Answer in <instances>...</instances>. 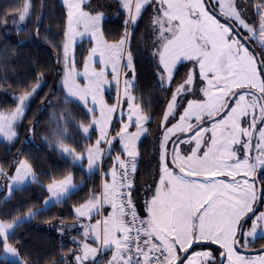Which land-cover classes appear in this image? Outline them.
Wrapping results in <instances>:
<instances>
[{
	"label": "snow or ice",
	"instance_id": "obj_1",
	"mask_svg": "<svg viewBox=\"0 0 264 264\" xmlns=\"http://www.w3.org/2000/svg\"><path fill=\"white\" fill-rule=\"evenodd\" d=\"M117 3L124 31L109 41L103 10L90 8L86 0H63L64 40L55 45L62 47V103L79 109L88 122H77L72 108L53 112L49 143L87 176H102L99 186L93 182L73 205L79 227L62 220L57 227L61 236L69 227L79 232L72 238L78 247L70 250L74 264H101L109 253L105 264H264V0ZM34 7L33 0L18 2L3 13L4 26L10 19L16 24L17 16L26 21ZM149 8L144 40H150L155 83L170 95L157 125L158 178L145 187L141 204L135 198L137 142L154 116L138 103L142 93L136 94L132 43ZM39 22L38 17L37 34ZM77 37L91 44L81 60L76 58ZM60 59L58 54V63ZM42 80L41 74L29 90L15 96L13 109L0 111V137L13 146ZM113 81L116 102L109 104L104 89ZM51 103L48 99L43 107ZM73 125L88 140L98 131L95 142L79 151L75 138L65 143ZM114 141L121 151L112 156ZM106 155L111 157L108 169ZM0 179L7 193L0 200L5 205L0 208V264H31V253H22L14 240L17 229L50 205L66 202L86 181L77 184L73 171L51 175L40 184L48 193L44 203L23 212L24 202L12 203L15 192L40 182L23 148L9 168L0 165ZM258 242L260 247H254Z\"/></svg>",
	"mask_w": 264,
	"mask_h": 264
},
{
	"label": "trees",
	"instance_id": "obj_2",
	"mask_svg": "<svg viewBox=\"0 0 264 264\" xmlns=\"http://www.w3.org/2000/svg\"><path fill=\"white\" fill-rule=\"evenodd\" d=\"M22 0H0V111H9L15 107L14 95L29 90L42 74L41 90L31 101L30 110L22 123L17 126L19 140L14 144L0 140V165L9 168L11 161L16 156L17 151L23 148L33 163L34 170L39 177V183H30L26 190L17 191L14 194L12 203L24 202L22 211L26 212L28 207H39L47 192L40 184H47L51 175L67 174L68 171L74 172L75 182L79 184L82 180L86 181V186L71 195L66 202L49 206L47 211L37 215L30 222H26L17 229L14 240L21 247L22 253H31V264H68L71 249L78 246L69 240V234L65 235L57 231L60 221L69 225L76 219L73 212V205L82 201L85 194L92 189L93 182L98 187L101 183V174L87 176L79 166H74L66 161L61 155L58 145L50 144L52 139L51 129L55 128L52 121L53 112L60 114L67 108L73 109L77 122L84 118L79 109L73 105L62 103L64 95L61 91V63L62 47L58 50L55 45L63 44V30L66 24V9L61 0H33L34 10L32 16L24 22L18 21L14 24L10 19L8 26L3 24V13L9 8H15ZM90 8L103 10L106 14L102 21L105 38L109 41L118 39L124 31L122 21L124 16L120 14L117 0H90L87 2ZM151 8L145 14L139 27L135 29V36L132 43L133 56L136 63L138 75L136 94L142 93V100L138 103L145 105L149 115L154 116L149 124L146 125L147 133L141 137L138 143L137 158L138 171L135 174V198L139 200L146 185L151 181L156 169L155 148L153 138L157 131L160 121V112L163 107V100L169 93H166L156 85L154 80V61L151 57L150 40H144L147 35L146 25L151 15ZM40 18L39 32L37 34V18ZM89 45V40H84L78 44L77 53L82 57L87 49L83 45ZM81 47V49H80ZM6 53V58L4 57ZM60 54V62L57 56ZM58 69L60 71H58ZM183 68L180 73L183 74ZM111 92L106 96L111 101L115 97ZM59 98V102H57ZM48 99L52 100L45 109L43 106ZM35 123L34 131L32 125ZM116 124V121L114 122ZM97 131L91 134V139L82 138L85 134L78 131L75 125L70 128V137L65 143H71L75 138L79 145L78 151L82 150L88 143H94ZM27 137V140H26ZM46 137L48 139H46ZM75 146V145H74ZM112 156L121 151L119 144L114 143ZM111 157H105L104 167H111ZM47 174V175H46ZM4 194L0 192V200ZM0 203V208L4 207ZM19 213H14L18 215ZM54 225L53 228H48ZM76 234V232H74ZM254 247L259 248L258 242ZM110 254V253H109ZM103 256L101 264H105L107 256ZM64 257V259H61Z\"/></svg>",
	"mask_w": 264,
	"mask_h": 264
},
{
	"label": "rangeland",
	"instance_id": "obj_3",
	"mask_svg": "<svg viewBox=\"0 0 264 264\" xmlns=\"http://www.w3.org/2000/svg\"><path fill=\"white\" fill-rule=\"evenodd\" d=\"M90 0H86V2H89ZM61 2L63 3V0H61ZM151 11H152V9H151ZM151 14H152V12H151ZM84 40H89L88 38H80V37H77V40H76V52H77V47H78V44L79 43H81V42H83ZM83 46H85L87 49L88 48H90L91 47V44H89V45H83ZM80 49H81V47H80ZM150 54H151V51H150ZM84 55H87V52H85L84 54H83V56ZM82 56V57H83ZM82 57L77 53V60H81L82 59ZM98 66H102V65H98ZM80 71H81V73L83 72V64L81 63L80 64ZM62 69H63V62L61 63V72H62V74H61V77L63 76V71H62ZM109 72L111 71V67L109 66ZM125 71H128L127 69H125ZM81 83H83L84 81L81 79V81H80ZM114 90L113 91V95H114V97L116 98V87H115V82L113 81L112 82V84L111 85H105V89H104V99L109 103V104H114L115 102H116V99H114V101H111L109 98H107V96H106V93L107 92H111V90ZM20 93H18V94H16V95H14V97L15 96H18ZM96 115L98 116L99 115V109H97V113H96ZM119 116H120V113H119V110H117V112L114 114V122L116 121V124H114V127L115 128H119ZM133 131H135V129H132ZM147 133V132H146ZM146 133H144V134H142L141 135V137L142 136H144ZM97 135H98V131H97V134H96V137H97ZM96 137H95V140H96ZM141 137H140V139H141ZM159 137H160V132L158 131V129H157V131H156V133H155V135H154V138H153V145H154V148H155V156H156V169H155V173H156V171H157V162H158V160H159V151H158V148H159V145H158V139H159ZM139 139V140H140ZM0 140H3V138L2 137H0ZM139 140H138V142H137V148H138V143H139ZM4 141V140H3ZM95 142V141H94ZM115 142H117L118 143V141H114V143ZM119 144V143H118ZM103 147H105V148H107L108 146L107 145H103ZM119 147H120V150H121V146H120V144H119ZM115 156V155H114ZM106 157V156H105ZM85 166H86V161H85ZM155 173H154V175H153V177H152V179H151V181L148 183V184H150L152 181H153V179L154 178H158V177H155ZM101 179H102V176H101ZM147 184V185H148ZM0 185H5V181L3 180V179H0ZM146 185V186H147ZM0 192H2L4 195H6L7 193H6V185H5V190L4 191H0ZM48 195V194H47ZM143 199H144V193H143V195H142V197L138 200V202L139 203H143ZM43 203H44V201H43ZM42 203V204H43ZM51 206V205H50ZM73 224H76L77 225V228L79 227V225H78V222H77V220H75L73 223H71V224H69V226H71V225H73ZM53 226L54 225H49L48 226V228H53ZM77 228H73V227H69L67 230H66V232L69 234V240L72 242V238L73 237H75V236H79V232L77 231ZM74 232H76V234H74ZM73 243V242H72ZM68 264H74V256L72 255V252H71V254H70V256H69V263Z\"/></svg>",
	"mask_w": 264,
	"mask_h": 264
},
{
	"label": "built area",
	"instance_id": "obj_4",
	"mask_svg": "<svg viewBox=\"0 0 264 264\" xmlns=\"http://www.w3.org/2000/svg\"><path fill=\"white\" fill-rule=\"evenodd\" d=\"M117 153V152H116ZM116 153H115V155H116Z\"/></svg>",
	"mask_w": 264,
	"mask_h": 264
},
{
	"label": "crops",
	"instance_id": "obj_5",
	"mask_svg": "<svg viewBox=\"0 0 264 264\" xmlns=\"http://www.w3.org/2000/svg\"><path fill=\"white\" fill-rule=\"evenodd\" d=\"M110 255V254H109Z\"/></svg>",
	"mask_w": 264,
	"mask_h": 264
}]
</instances>
